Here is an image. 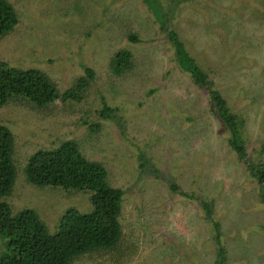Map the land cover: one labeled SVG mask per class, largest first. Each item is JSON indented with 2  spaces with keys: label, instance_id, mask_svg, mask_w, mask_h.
I'll use <instances>...</instances> for the list:
<instances>
[{
  "label": "rangeland",
  "instance_id": "rangeland-1",
  "mask_svg": "<svg viewBox=\"0 0 264 264\" xmlns=\"http://www.w3.org/2000/svg\"><path fill=\"white\" fill-rule=\"evenodd\" d=\"M7 1L18 21L0 37V60L42 72L59 95L93 71L79 101L0 107L14 142L11 210H33L50 233L67 210L92 211L90 193L33 186L23 173L34 152L72 142L123 199L121 246L71 264H264L254 176L264 164V0ZM171 30L225 99L243 159L176 62ZM120 52L129 58L117 69Z\"/></svg>",
  "mask_w": 264,
  "mask_h": 264
},
{
  "label": "trees",
  "instance_id": "trees-1",
  "mask_svg": "<svg viewBox=\"0 0 264 264\" xmlns=\"http://www.w3.org/2000/svg\"><path fill=\"white\" fill-rule=\"evenodd\" d=\"M17 21L11 4L7 0H0V37L12 30ZM167 40L178 65L198 87L208 92L215 117L230 131L233 151L243 159L245 149L237 136L234 116L225 99L210 89L196 60L186 52L174 30L167 31ZM116 57L118 69L128 61L129 55L120 52ZM84 72L86 79L80 78L76 89L66 90L59 95L42 72L18 70L0 60V107L11 97L27 99L37 106H45L59 99L79 101L78 92L86 87L87 81L93 79L91 69ZM101 112L109 115L113 111L105 107ZM13 146L11 131L0 124V238L5 241L0 264H71L87 254L115 251L121 246L123 191L112 187L108 183L106 169L88 161L72 142L62 143L55 149L34 152L26 159L23 173L26 181L33 186L90 193L92 211L83 214L73 209L67 210L53 233L46 229L33 210L23 209L14 213L8 202L16 179ZM254 176L264 190V164L255 168ZM262 197L264 199V191Z\"/></svg>",
  "mask_w": 264,
  "mask_h": 264
}]
</instances>
